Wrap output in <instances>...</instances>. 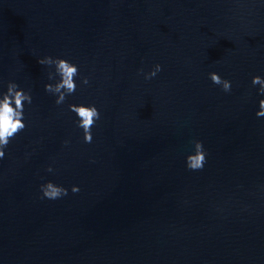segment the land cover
I'll use <instances>...</instances> for the list:
<instances>
[{
	"label": "water",
	"instance_id": "obj_1",
	"mask_svg": "<svg viewBox=\"0 0 264 264\" xmlns=\"http://www.w3.org/2000/svg\"><path fill=\"white\" fill-rule=\"evenodd\" d=\"M45 56L79 69L59 105ZM255 75L264 0H0V93L32 95L0 158V264H264ZM81 103L100 112L91 142L68 108ZM47 181L67 195L43 197Z\"/></svg>",
	"mask_w": 264,
	"mask_h": 264
},
{
	"label": "clouds",
	"instance_id": "obj_2",
	"mask_svg": "<svg viewBox=\"0 0 264 264\" xmlns=\"http://www.w3.org/2000/svg\"><path fill=\"white\" fill-rule=\"evenodd\" d=\"M41 65L54 66L55 72H49L48 78L50 81L55 80V83H46L45 91L56 95L55 103L57 105L65 102L68 95L76 91L75 77L78 76V66L69 60L61 57L45 56L38 60ZM161 70V65L156 64L155 67L148 73H145V79L154 77ZM59 77L57 80L56 77ZM211 81L222 87L225 92L231 91V81L222 78L217 72L209 73ZM82 84L88 83V77L81 78ZM252 85H259V93L264 95V78L260 75L252 77ZM25 102L32 103V95L30 91H25L19 87L15 81H8L7 89L0 93V158L5 155V148L10 140L16 134L21 132L25 127L24 121V106ZM68 108L74 112L77 117V126L83 130V138L85 142L92 141L91 128L100 118V112L94 104H69ZM258 117H264V98L259 100V109L256 113ZM193 151L186 156V166L191 170L202 169L206 153L203 148V143L200 140L193 141ZM48 171L52 172L51 166ZM42 195L48 199H57L67 195L68 189L55 184L52 181H47L40 186ZM77 185L72 186V192H78Z\"/></svg>",
	"mask_w": 264,
	"mask_h": 264
}]
</instances>
